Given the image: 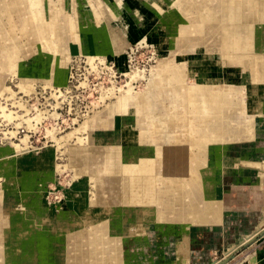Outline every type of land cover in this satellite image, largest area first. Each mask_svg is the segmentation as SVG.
<instances>
[{
  "label": "rangeland",
  "instance_id": "obj_1",
  "mask_svg": "<svg viewBox=\"0 0 264 264\" xmlns=\"http://www.w3.org/2000/svg\"><path fill=\"white\" fill-rule=\"evenodd\" d=\"M50 1L57 32L49 37L37 35L30 21L34 6L44 7L47 0L35 5L24 0L14 16L0 6L5 30L0 31V264H108L119 261L113 244L125 263L123 235L143 231L132 213L168 221L160 215L166 197L187 179L166 154L174 129L163 120L178 110L175 94L187 90L164 88L163 74L184 61L188 72L198 71L209 82L218 78V66L224 69L223 100H230L234 114L209 120L204 128L189 126L206 152L211 142L238 140L240 126L249 121L241 105L253 103L264 90L254 85L252 66L239 72L224 64L219 38L212 37L220 13L209 4L193 14L195 25L211 33L199 48L170 41L164 20L171 0ZM150 2L164 7L161 24ZM44 10L46 18L48 7ZM260 27L254 30L261 32ZM20 82L33 89L22 90ZM196 83L195 78L185 82ZM227 84L240 92L232 97ZM3 87L8 90L1 93ZM144 98L148 104L140 110ZM197 100L202 103V96ZM104 125L114 126L109 135L101 130ZM213 128L217 135L208 133ZM75 163L83 169L76 170ZM110 228H120L121 235L114 243L101 242ZM92 248L94 259L88 255ZM218 258L224 264L226 257Z\"/></svg>",
  "mask_w": 264,
  "mask_h": 264
},
{
  "label": "bare ground",
  "instance_id": "obj_2",
  "mask_svg": "<svg viewBox=\"0 0 264 264\" xmlns=\"http://www.w3.org/2000/svg\"><path fill=\"white\" fill-rule=\"evenodd\" d=\"M28 1L31 5H35L37 0H35V2H31L30 0ZM49 1L50 0L44 2V7L43 4L37 7L34 6L35 8L33 9L35 10H33L32 17H30V21L36 27L37 35H40V37H49L51 33L57 32L55 30V15L57 13V11H55L56 6H54V3L51 4V1L49 3ZM23 3L24 0H3L2 3H0V6L8 11L10 13V16H14L16 13L13 12V9L16 10L19 6L23 7ZM165 4V16L168 15V17L167 20H164V28L167 29V32L169 34L168 36L170 37V39H172L170 41L173 43V45L184 42L187 45H199V48L205 46L204 43L209 40L211 33L209 31H204L203 29L195 25L196 23L195 21H193L195 19V17L193 16L194 10L196 11V14H198L200 11V7L203 4H209L212 8L215 9V11L219 10L220 17L217 22H214L212 24L216 29L212 33V37L217 36L219 38L218 49L223 57L224 64L226 66L235 65L239 72L241 69H244L245 66H252L253 69L251 70V72L250 70L248 71L252 77V80H255L253 81L254 85L259 84V86L261 87L260 89L264 90V15L261 13V7L264 5V0H203L198 2H196V0H171L170 3ZM149 6V8H151L156 13L161 24V15L164 7H162L157 2H150ZM45 7H48V16L46 18L43 17V14L46 13V11L44 10ZM1 21L0 23H2ZM65 23L68 28H72L73 24L68 20L67 16L65 19ZM256 25L261 26V32H257L254 30V27ZM258 38L259 41L257 42L256 39ZM26 40L29 45H31V43L33 42L31 36L29 38H26ZM257 43H259L258 50H255V46ZM202 56L207 55H205V53H201V57ZM182 65H185L184 61L182 62ZM182 65H177V67L171 68L169 69V71L165 72L161 77L162 80H160V82L162 83L164 88H171L173 85H180L185 87L187 90L184 93L180 92L175 94L174 97L178 103V110H176V112H171V114H169L168 112V115L171 116L163 119L174 129L173 133H171L172 136L167 139L168 143L171 145V148H168V150H166V154H168V156L175 160L176 167L183 172L184 176L187 179L183 182V186L176 190V194L168 195L166 197V201L163 204V210L161 211L162 213L160 214L159 212V214L161 215V218L167 217L168 221H185L194 224L216 222L220 220L223 211L220 204L221 198L213 199L206 197L207 195L204 191V183L206 182V179L203 177V173H201V171L202 167L206 163L207 152L205 150L203 142L198 143L197 140L194 139L195 135L189 130V126L190 123H193L194 125H197L198 128H204L209 120L220 121L222 117L226 115H230L232 117L235 110L233 106L228 105V102H230V100H223L222 93H224L225 91V86H223L222 80L218 83L215 81L204 82L202 76L200 77L198 74H192L191 72H188V70L185 69V67ZM222 70L224 71V69ZM188 78H195L197 83L192 84L191 86L187 84V86L185 82ZM227 86V91H229L233 87V84H227ZM19 87L24 91H30L31 89H33L29 83L25 82H20ZM239 89L240 88H238L237 90ZM5 90H8V88L3 87L1 89V93ZM215 92L219 93V98L218 94H216V99L213 98L215 97ZM198 96H202V103L197 100ZM129 99L131 100L130 96ZM145 100L146 98L143 99V104L142 106H140V110H146V105L148 103H146L147 101L145 102ZM123 101L127 102L126 100ZM179 102L181 104H184L179 105ZM112 105L113 103L111 104V106ZM242 110V116L244 117V119L246 118V120L249 121H245L244 124L240 126V132L238 134L237 140L238 142H244L246 140L249 141L253 138V131L255 130L254 119L257 115L264 114V95H262L253 103L247 104V106L245 108L243 107ZM186 113H190V119H188V115H186ZM241 113L239 115H241ZM178 114L180 115V118L177 116ZM194 118H196L197 120L194 121ZM113 123L115 124V122ZM113 128L111 126L109 127L108 125H104L101 127V130L109 135V132ZM227 138V142L236 141L233 140L235 138ZM257 165H260V163H258ZM263 166L264 165H261L259 168L262 177H264ZM9 167V170H12L14 168V166L11 164L9 165ZM75 167L76 170L79 171L83 169V166L79 163H75ZM192 192H194L196 195V198L194 200L191 199ZM161 198L162 195L160 194V200ZM201 199L204 200V202L202 203L203 206L199 207L197 206V204H199ZM188 215H191L190 220L187 219ZM162 221L165 220L163 219ZM122 227L125 229L128 227V218L125 219ZM263 230L264 209L262 212V217L257 223L255 229L248 234H244L240 238V241H238L237 243L231 244L228 248H225L223 250V256L227 258L233 255V253L240 245L252 240L258 233ZM120 235V228H110L109 236H107L106 234L102 235L101 242H103L105 238L106 240L112 241V243H114V239H116ZM112 247L113 255L115 250V254L118 256L117 258H119V261L115 262V260L113 259L108 264H125L123 263V261H121L123 255L121 256L119 254V249L117 250L114 244ZM187 250L188 246L186 244H182L180 246V260L174 261V264H186L182 262V259L184 257H187ZM94 251V248L88 249V255L92 259H94ZM99 256L103 257L102 255ZM97 258L98 255L96 254V259ZM218 259V257H215L209 264L221 263L222 261L219 262Z\"/></svg>",
  "mask_w": 264,
  "mask_h": 264
},
{
  "label": "crops",
  "instance_id": "obj_3",
  "mask_svg": "<svg viewBox=\"0 0 264 264\" xmlns=\"http://www.w3.org/2000/svg\"><path fill=\"white\" fill-rule=\"evenodd\" d=\"M0 31L5 30L0 27ZM218 67V78L209 82L223 80L222 69ZM236 91L238 93L240 89H230L228 94L233 97ZM214 130L216 128L208 133ZM206 156L202 167L206 179L204 191L208 198H221L223 211L220 220L195 224L156 221L150 213L133 212L132 219L141 224L143 231L123 235L125 264H174L180 260L182 244L188 246V258L184 257L183 263L209 264L224 254V248L237 243L244 234L255 229L262 217V205L264 209V177L259 169L264 165V114L256 116L252 139L210 143ZM195 198L192 192L191 199ZM203 202L201 199L197 206H203ZM190 218L188 215L187 219ZM241 248L237 257L228 261L224 259V264H264V230L242 244Z\"/></svg>",
  "mask_w": 264,
  "mask_h": 264
},
{
  "label": "water",
  "instance_id": "obj_4",
  "mask_svg": "<svg viewBox=\"0 0 264 264\" xmlns=\"http://www.w3.org/2000/svg\"><path fill=\"white\" fill-rule=\"evenodd\" d=\"M240 247H241V245L236 250L240 249Z\"/></svg>",
  "mask_w": 264,
  "mask_h": 264
}]
</instances>
